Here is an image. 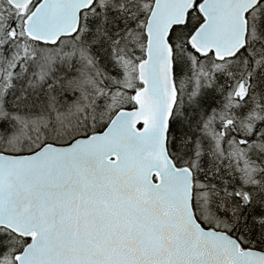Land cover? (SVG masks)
<instances>
[{
	"label": "snow or ice",
	"instance_id": "snow-or-ice-1",
	"mask_svg": "<svg viewBox=\"0 0 264 264\" xmlns=\"http://www.w3.org/2000/svg\"><path fill=\"white\" fill-rule=\"evenodd\" d=\"M0 264H264V0H0Z\"/></svg>",
	"mask_w": 264,
	"mask_h": 264
}]
</instances>
